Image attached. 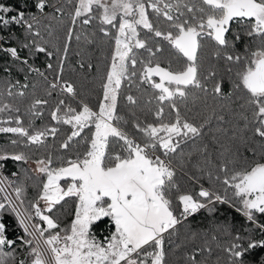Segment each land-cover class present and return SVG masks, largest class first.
Returning <instances> with one entry per match:
<instances>
[{"label":"snow or ice","instance_id":"obj_1","mask_svg":"<svg viewBox=\"0 0 264 264\" xmlns=\"http://www.w3.org/2000/svg\"><path fill=\"white\" fill-rule=\"evenodd\" d=\"M13 25L0 264H264V0H0Z\"/></svg>","mask_w":264,"mask_h":264},{"label":"trees","instance_id":"obj_2","mask_svg":"<svg viewBox=\"0 0 264 264\" xmlns=\"http://www.w3.org/2000/svg\"><path fill=\"white\" fill-rule=\"evenodd\" d=\"M7 3L9 4H14L16 2V0H6ZM15 34L17 37H21L22 38V29L19 28L18 26H11L10 29L8 30H5L3 32H0V36H4V37H8L10 34ZM16 43L15 40H7V43L5 44V46H10V45H14ZM77 48V45L75 44V42H73V45H72V52L70 53V56H69V61H68V64L69 65H73L75 66V61H76V57L74 55V52ZM25 51H22L21 52V55H25ZM97 55H99V53H97ZM2 62V61H0ZM30 62L34 63V65L36 67H39L41 69V71H46L48 76H49V79L52 78V75L53 73L50 72V71H47V69L45 68V64H46V59L43 55L39 56L38 58H30ZM54 65L57 63L56 59L53 58V60L51 61ZM102 68V65L100 66ZM70 72V69L68 67H66V70H65V74L68 75ZM13 78L14 79H20L21 81H23V73H18L16 72L15 70L13 71ZM89 79H92L91 76H89ZM32 82H36L38 84L41 85V87L43 86L42 85V81L37 78L35 76V74H33L31 77H30V81L29 83L31 84ZM89 91L92 93V102L94 103L95 101V92L92 91L91 87H89ZM42 94V93H41ZM37 125H39L41 123V121H37L36 122ZM7 172V169L5 170ZM65 207H70V202H69V205H66ZM208 214L206 212H200L199 214L195 215L192 220H191V223L193 225H196V224H205L207 221L204 219ZM218 218L223 220V219H227L229 222H232L233 221V218H235V221L236 223L239 225V223L242 222V218L237 214L235 213L233 210L231 209H228V210H223L221 211V213L218 214ZM0 220H6L8 223L12 224L13 225V228L15 229V221H14V218L9 215L8 213H0ZM107 225H108V221H107V218H104L103 222H97V225L96 227L94 228V232L97 236L103 238L104 235L107 234ZM19 234V233H17Z\"/></svg>","mask_w":264,"mask_h":264},{"label":"built area","instance_id":"obj_3","mask_svg":"<svg viewBox=\"0 0 264 264\" xmlns=\"http://www.w3.org/2000/svg\"><path fill=\"white\" fill-rule=\"evenodd\" d=\"M7 173V172H6Z\"/></svg>","mask_w":264,"mask_h":264}]
</instances>
